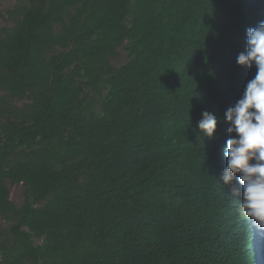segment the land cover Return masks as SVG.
Returning <instances> with one entry per match:
<instances>
[{
    "label": "trees",
    "instance_id": "obj_1",
    "mask_svg": "<svg viewBox=\"0 0 264 264\" xmlns=\"http://www.w3.org/2000/svg\"><path fill=\"white\" fill-rule=\"evenodd\" d=\"M16 2L0 26V264H251L219 163L264 0Z\"/></svg>",
    "mask_w": 264,
    "mask_h": 264
},
{
    "label": "clouds",
    "instance_id": "obj_2",
    "mask_svg": "<svg viewBox=\"0 0 264 264\" xmlns=\"http://www.w3.org/2000/svg\"><path fill=\"white\" fill-rule=\"evenodd\" d=\"M249 14L244 12V20ZM246 36L240 47L246 45V50L238 55L237 64L257 71L242 97L225 112L229 138L219 163L220 181L226 190L228 219L246 247L244 258L251 264H264V22L247 29ZM201 115L196 128L213 138L217 116L208 111Z\"/></svg>",
    "mask_w": 264,
    "mask_h": 264
},
{
    "label": "rangeland",
    "instance_id": "obj_3",
    "mask_svg": "<svg viewBox=\"0 0 264 264\" xmlns=\"http://www.w3.org/2000/svg\"><path fill=\"white\" fill-rule=\"evenodd\" d=\"M17 5L16 0H0V26L4 27L11 23L10 18L7 15L9 9L14 8ZM127 57L125 53L119 52V55L112 59V63L115 66H120L126 62ZM10 198L17 205L20 206L23 202V187L11 186L10 187Z\"/></svg>",
    "mask_w": 264,
    "mask_h": 264
}]
</instances>
